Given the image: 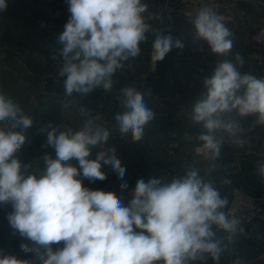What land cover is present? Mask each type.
<instances>
[{"label": "clouds", "instance_id": "clouds-1", "mask_svg": "<svg viewBox=\"0 0 264 264\" xmlns=\"http://www.w3.org/2000/svg\"><path fill=\"white\" fill-rule=\"evenodd\" d=\"M68 4L71 16L59 35L66 92L88 93L101 84L109 89L110 77L123 66L122 61L140 52L139 44L148 31L141 16L146 6L141 0H68ZM6 7V0H0V11ZM194 26L198 37L206 40L214 53L230 52V32L210 9L200 11ZM172 47L170 36L156 38L153 67ZM175 47L182 48L183 44L176 41ZM236 59L243 62L239 56ZM204 86L206 93L195 102L192 118L204 123L209 134L199 139L215 157L220 147L211 133L219 128L231 131L233 127L220 119L221 113H257V122L264 124V79L241 75L233 63L225 60L211 78L204 80ZM123 92L129 110L116 119L121 132L131 131L138 141L153 113L146 108L141 93L132 88ZM20 111L0 94V121H11L7 131L0 128V202L12 203L14 211L8 215L9 223L21 236L35 242L32 247L21 244L22 251L35 252L43 264H154L161 260L164 264H185L205 252L219 259L221 248L212 240L211 224L234 232L237 221L227 220L218 211L226 205V199H221L196 171L163 185L158 179H139L129 206L124 207L113 192L89 190L78 178L103 181L106 174L102 164L110 165L122 181L120 188L128 187L123 182L126 170L114 149L109 150L111 154L100 151L95 159H88L90 146L106 142L109 133L99 128L93 131L86 124L81 131L59 135L52 128L47 143L54 148L55 158L44 157L46 172L39 179L25 175L15 153L25 143L23 133L31 127L32 120L18 115ZM16 128L21 131L12 130ZM73 158L79 167L65 163ZM260 172L264 175V165ZM61 241L63 248L53 251L51 245ZM0 264L30 261L5 255L0 257Z\"/></svg>", "mask_w": 264, "mask_h": 264}, {"label": "crops", "instance_id": "crops-1", "mask_svg": "<svg viewBox=\"0 0 264 264\" xmlns=\"http://www.w3.org/2000/svg\"><path fill=\"white\" fill-rule=\"evenodd\" d=\"M161 2L141 0L146 6L141 13L146 25H162ZM243 4L247 17L230 29L228 39L232 47L228 54L214 53L206 40L195 43V38H188V44L177 48L178 36L160 33L153 38L145 37L139 44V54L122 61L123 66L110 77L109 89L101 84L88 93L73 92L71 95L65 89L66 76L61 75L65 61L61 55L63 44L59 42V35L71 16L69 8L56 16L52 5L45 0H6V10L0 11V75H7L0 80L16 81L17 88L25 91L27 100L32 104L38 100L42 110L39 114L46 120L56 117L57 127L54 125V128L59 133L81 131L86 124L93 131L99 128L109 133L107 141L116 149L117 158L126 170L123 182H127L128 187L121 189L122 181L117 174H108L101 168L106 174L103 181L78 177L85 188L111 191L121 200L122 206L127 207L137 180L158 179L163 185L185 177L189 171H196L198 177L211 184L227 203L233 186L242 187L256 198L261 214L244 230L230 236L217 224H211L212 240L221 248L218 260L205 252L199 253L195 260H186L185 264H264V175L260 172V166L264 165V124L257 122L259 114L241 116L237 110L221 113L223 122L234 115L254 119L257 129L249 148L220 147L215 157L204 144L198 143L201 135L209 134L204 123L195 122L193 115L186 119L179 116L180 111H189L196 100L202 98L206 93L204 80L211 78L218 64L225 60L233 63L241 75L264 79V40L256 42L253 39L254 32L264 25V0H243ZM41 18L49 21L53 29L41 28L38 25ZM158 36H170L173 47L153 67V44ZM237 56L242 58V63ZM149 73L156 75L154 79H148ZM125 88L141 93L146 108L153 113L138 141L133 139L131 131L121 132L116 119L117 115L129 110L119 102L126 100ZM98 103L105 105V110L94 109ZM79 104L86 106V112L78 111ZM8 122L0 121V128L7 131L11 126ZM51 129L45 128L43 136L47 138ZM12 130L18 131V128ZM174 139L179 142V148L170 155L168 149ZM91 157L92 153L88 159ZM65 163L79 167L74 158ZM59 243L63 248L64 242Z\"/></svg>", "mask_w": 264, "mask_h": 264}, {"label": "built area", "instance_id": "built-area-1", "mask_svg": "<svg viewBox=\"0 0 264 264\" xmlns=\"http://www.w3.org/2000/svg\"><path fill=\"white\" fill-rule=\"evenodd\" d=\"M53 7V14L60 15L69 8L68 0H45ZM163 9L171 10L175 16L182 19L195 21L196 17L203 9H210L225 28L230 31L231 28L241 24L247 17V10L243 4V0H178L172 3L170 0L163 1ZM38 25L41 28L52 29V24L44 18L38 20ZM253 39L256 42L264 40V25L259 27L253 34ZM78 111L86 112L84 104L78 105ZM224 123L233 125L231 131H225L223 128L216 129L211 133L214 139L219 142V147H233L244 150L249 148L253 143L254 134L257 129V122L254 119H243L237 115L227 118ZM198 143L204 144V141L198 140ZM179 148V142L174 139L168 153L175 154ZM116 149L108 141L102 142L93 147L91 159H95L100 151L109 153V150ZM102 168L111 175L117 174L113 171L110 165H103ZM222 212L229 221L236 220L237 224L234 232L225 231L227 235H234L246 228L261 214V208L256 198L248 191L240 186H233L229 192V200L225 207L218 209ZM219 226V225H218ZM32 247L35 242L25 243ZM38 246V245H37ZM40 247L41 252L44 250ZM5 255H15L17 259L28 260L30 264H43L39 256L35 252L25 253L21 249V243H9L0 245V257Z\"/></svg>", "mask_w": 264, "mask_h": 264}, {"label": "rangeland", "instance_id": "rangeland-1", "mask_svg": "<svg viewBox=\"0 0 264 264\" xmlns=\"http://www.w3.org/2000/svg\"><path fill=\"white\" fill-rule=\"evenodd\" d=\"M163 1L161 2V10L163 11V22L162 25L155 26L152 24H148V31L145 32L146 38H153L154 36L162 33V34H172L174 36H178V40L182 44H188L192 38L197 39L195 43L202 42L204 39H200L197 35V31L194 26V21L189 19L178 18L171 12V10L163 9ZM172 3L177 2L178 0H170ZM53 29V26H52ZM49 29V30H52ZM187 34H189L187 37ZM3 75H0L2 77ZM3 76L2 78H6ZM154 73L148 74V79L155 77ZM17 82L14 80H0V94L4 95L6 99H9L18 106L21 110L18 115L27 116L32 120V125L29 127L23 134L26 137L25 143L21 146V148L16 152L15 156L21 163V171L25 173V175H35L37 179H39L46 170V164L44 162V157L47 155L51 158L55 156V150L52 146L48 147L47 138L43 136V130L45 128H54V125H57L56 117H52L51 120H46L43 114H39L42 110L38 105V100H36L35 104H32L31 100H27L25 91L17 88ZM126 100H119L125 104ZM197 101V100H196ZM95 105L94 109L105 110V105ZM55 107V106H54ZM184 108L185 106L182 105ZM187 107V106H186ZM191 107V105H189ZM58 108V106H56ZM56 110V109H55ZM181 110V106H180ZM54 112V111H52ZM193 115V107L189 109V111L179 112L180 119H186ZM56 116V115H55ZM11 125V121L8 122V126ZM57 127V126H56ZM55 127V128H56ZM17 129V128H16ZM52 130V129H51ZM18 131H21L18 128ZM57 135H59V131L57 130ZM91 153H93V147L90 146ZM40 173V174H39ZM14 211L13 205L11 202H0V244H6L9 242L15 243H31V241L27 237H23L20 235L17 229H14L8 221V215ZM28 241V242H27ZM42 247V246H41ZM53 251L60 249V243H54L51 245ZM44 250V248L42 247Z\"/></svg>", "mask_w": 264, "mask_h": 264}]
</instances>
